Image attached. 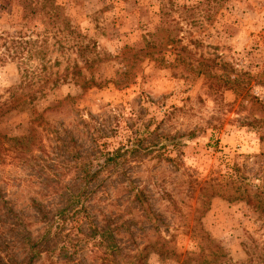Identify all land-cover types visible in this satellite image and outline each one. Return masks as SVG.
<instances>
[{
	"label": "rangeland",
	"instance_id": "obj_1",
	"mask_svg": "<svg viewBox=\"0 0 264 264\" xmlns=\"http://www.w3.org/2000/svg\"><path fill=\"white\" fill-rule=\"evenodd\" d=\"M0 264H264V0H0Z\"/></svg>",
	"mask_w": 264,
	"mask_h": 264
},
{
	"label": "trees",
	"instance_id": "obj_2",
	"mask_svg": "<svg viewBox=\"0 0 264 264\" xmlns=\"http://www.w3.org/2000/svg\"><path fill=\"white\" fill-rule=\"evenodd\" d=\"M185 137L186 138H190L191 136L190 135H185ZM219 194H221L222 196H225V198H227V199H232V198H237V199H239V198H241V199H244V198H247V196L246 195H244L245 194V192L244 193H240L239 195H235L234 197H231V196H229V195H224V194H222L221 193V190L219 189V191H217ZM142 191H138L137 192V194H136V198L139 200V198H140V195H142ZM247 200H249L248 198H247ZM144 206H145V210H146V213H148V215L150 216V217H153V211H152V209H151V207H150V205L147 203V205L146 204H143ZM106 234H110V232H106V233H104L103 234V237H105V235ZM109 248H107L109 251H111V252H113L114 250H118L119 248H117V247H115L114 245H109L108 246Z\"/></svg>",
	"mask_w": 264,
	"mask_h": 264
}]
</instances>
